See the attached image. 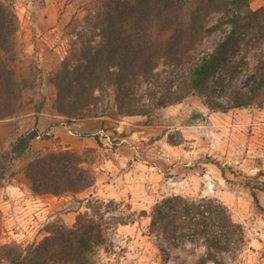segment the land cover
<instances>
[{"label": "trees", "instance_id": "16d2710c", "mask_svg": "<svg viewBox=\"0 0 264 264\" xmlns=\"http://www.w3.org/2000/svg\"><path fill=\"white\" fill-rule=\"evenodd\" d=\"M82 9V23L68 31L66 54L51 78L53 107L61 116L105 117L112 108L120 116H149L190 95L202 96L210 111L264 105V4L253 8L250 0H88ZM212 14L218 17L209 24ZM18 25L13 0H0V120L17 113L28 86L12 67ZM215 31L219 39L197 52V44ZM160 63L176 69L172 77L161 79L155 73ZM246 76L250 81L239 84ZM42 104L35 105V111ZM37 136L35 127L28 129L0 151V189L11 182L14 161L23 157V173L34 195H75L93 185L94 170L78 151L33 150L31 141ZM255 189L250 186L251 196L264 210ZM106 206L96 198L88 206L92 213H78L71 225L60 217L48 222L38 241L2 242L0 235V264H98V249L106 242ZM138 216L149 219L150 233L174 247L185 241L191 253L203 248L196 264H225L224 255L235 259L248 245L243 226L216 197L166 195Z\"/></svg>", "mask_w": 264, "mask_h": 264}, {"label": "rangeland", "instance_id": "374dc122", "mask_svg": "<svg viewBox=\"0 0 264 264\" xmlns=\"http://www.w3.org/2000/svg\"><path fill=\"white\" fill-rule=\"evenodd\" d=\"M86 1L13 0L19 27L12 67L15 76L28 85L22 92L17 113L44 102L45 95L39 87L44 70L39 67L38 52L44 50L47 54L48 49L60 44L58 54L65 56L67 33L71 27L82 23ZM250 4L256 8L264 4V0H250ZM217 17L218 14H212L209 24ZM36 33L39 36H35ZM40 37L46 42L34 43L27 50L28 44ZM219 37L218 31L206 36L197 44L196 51L211 47ZM55 69L49 72L50 82ZM175 72L176 69L165 63L155 69L161 79L172 77ZM250 78H242L239 84H246ZM54 92L56 95L55 88ZM106 115L110 123L106 142L113 148L129 147L124 148L128 153L123 151L130 155L127 168L137 173H151L134 183L132 193L115 199L66 195L74 197L68 204L53 200L0 201L2 242L38 241L46 234L44 229L48 222L58 217L65 223L73 217L74 222L78 213H92L88 206L99 198L107 205L108 212L106 242L98 249V264H196L203 248L191 253L187 250L190 244L185 241L179 247L172 246L160 235L150 233L149 219L138 214L141 210L148 211L156 200L166 195L216 197L243 226L248 239L247 247L235 259L224 255L225 264H264V210L257 206L250 193V186L256 187L258 203L264 207V105L227 112L210 111L202 96L190 95L180 103L154 109L149 116H120L115 108ZM79 153L92 167L99 159L97 155L110 151L86 148ZM22 160L25 164V157ZM39 203L47 205V209L41 211ZM64 210L76 214L68 215L70 211L61 214ZM129 218L135 221L118 222Z\"/></svg>", "mask_w": 264, "mask_h": 264}, {"label": "crops", "instance_id": "0c3cea01", "mask_svg": "<svg viewBox=\"0 0 264 264\" xmlns=\"http://www.w3.org/2000/svg\"><path fill=\"white\" fill-rule=\"evenodd\" d=\"M35 36H39L36 33ZM44 37L34 40L28 44V49L34 43L46 42ZM60 44H56L47 50L38 52L39 67L43 68L42 76H40L39 86L42 93L45 95V100L39 111L30 108L22 113H17L12 117L0 120V151L6 150L9 144L21 133L35 127L40 136L35 137L31 141V148L37 149H61L70 148L78 152H82L86 148L94 149L95 151H107L110 153L101 156L92 164L94 170V183L89 188L76 193L75 197H105L119 198L121 196L132 193L135 188V182H141L145 176L150 173L138 172L126 167L129 151L124 148L128 146L113 148L111 144L106 142L107 135L110 130L108 127L109 119L105 117H89L84 119H67L61 116L53 107L54 102V87L50 82V71L55 69L59 64L62 56ZM48 72V74H46ZM123 127V126H121ZM117 127H113L116 129ZM48 135V137H45ZM24 161L18 158L11 166V182L0 189V201H67V204L74 198L73 196L56 197L51 194L34 195L29 189L28 182L23 173ZM13 172H16L14 175ZM139 185V184H138ZM135 186V187H134ZM86 197V198H87ZM86 200V199H85ZM41 211L47 209V205L39 203ZM42 204V205H41ZM64 205V204H63ZM65 206V205H64ZM74 216L75 211L68 212ZM73 217L66 223L71 225Z\"/></svg>", "mask_w": 264, "mask_h": 264}]
</instances>
